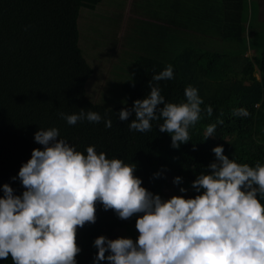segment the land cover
<instances>
[{
    "label": "trees",
    "instance_id": "1",
    "mask_svg": "<svg viewBox=\"0 0 264 264\" xmlns=\"http://www.w3.org/2000/svg\"><path fill=\"white\" fill-rule=\"evenodd\" d=\"M168 65L174 78L153 81L165 101H184L191 85L201 107L213 110L178 149L159 131L162 120L138 132L128 127L134 116L118 118ZM238 108L249 115H234ZM80 109L101 121L69 125L59 115ZM218 117L223 124L205 140ZM49 127L85 155L95 145L109 159L135 163L141 186L162 199L197 195L191 183L214 162L215 146L238 163L264 164V0H0V185L22 194L19 169L34 148L43 149L35 132ZM136 219L121 220L97 203L96 222L77 230V264H93L98 236L135 241ZM0 264L13 262L9 256Z\"/></svg>",
    "mask_w": 264,
    "mask_h": 264
},
{
    "label": "clouds",
    "instance_id": "2",
    "mask_svg": "<svg viewBox=\"0 0 264 264\" xmlns=\"http://www.w3.org/2000/svg\"><path fill=\"white\" fill-rule=\"evenodd\" d=\"M173 78L172 65L153 75L146 97L122 108L118 118L124 122L134 116L128 127L138 132H149L152 121L162 120L159 131L168 133L171 147L178 149L191 140L189 131L202 113L211 117L213 110L201 107L203 100L191 85L184 89V101L166 102L153 81ZM233 114L249 115L244 108L233 109ZM59 115L69 125L102 119L84 109ZM104 123L112 127L110 118ZM217 124H223L219 117L206 126L205 140L214 136ZM34 141L43 149L34 148L19 169L22 194L0 185V260L10 256L13 264H77V230L96 222L99 203L121 220L136 215L138 236L135 241L96 237L93 264H264V164L259 161L254 166L238 163L224 155L223 146H215L214 162L191 183L197 195L162 199L141 186L135 163L109 159L95 145L85 155L56 127L40 128ZM181 182L180 176L173 178L174 185Z\"/></svg>",
    "mask_w": 264,
    "mask_h": 264
},
{
    "label": "rangeland",
    "instance_id": "3",
    "mask_svg": "<svg viewBox=\"0 0 264 264\" xmlns=\"http://www.w3.org/2000/svg\"><path fill=\"white\" fill-rule=\"evenodd\" d=\"M129 3V2H128Z\"/></svg>",
    "mask_w": 264,
    "mask_h": 264
}]
</instances>
